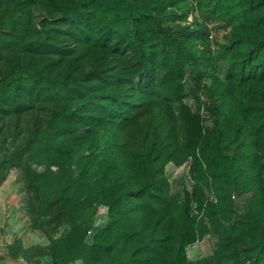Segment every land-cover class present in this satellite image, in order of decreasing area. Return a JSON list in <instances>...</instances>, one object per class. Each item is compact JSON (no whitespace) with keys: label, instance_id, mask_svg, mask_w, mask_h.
Returning <instances> with one entry per match:
<instances>
[{"label":"trees","instance_id":"1","mask_svg":"<svg viewBox=\"0 0 264 264\" xmlns=\"http://www.w3.org/2000/svg\"><path fill=\"white\" fill-rule=\"evenodd\" d=\"M9 3L23 63L0 74V111L32 123L18 150L39 217H68L52 264L83 252L191 264L186 249L205 234L216 250L197 264H264V0ZM33 6L44 16L31 38ZM212 28L228 33L216 49ZM169 163H189L191 190L171 194ZM236 196L246 212L233 221ZM98 207L108 224L87 244L83 219Z\"/></svg>","mask_w":264,"mask_h":264},{"label":"rangeland","instance_id":"2","mask_svg":"<svg viewBox=\"0 0 264 264\" xmlns=\"http://www.w3.org/2000/svg\"><path fill=\"white\" fill-rule=\"evenodd\" d=\"M12 11L9 0H0V14L3 17V28L0 29V74L23 61L18 57L19 49L8 36L11 21L4 14ZM44 11L34 7L31 9L28 36L36 37ZM191 20V16L188 17ZM211 28L212 25H209ZM213 46L222 44L228 33L222 30L211 31ZM36 66L42 62L36 61ZM193 89L189 84L187 91ZM204 102L206 99L201 97ZM46 106V103H42ZM47 107H45L46 109ZM31 121L25 116L8 117L0 111V264H52L50 252V238H59L68 230L67 218L55 208L39 217L36 212L37 200L27 188L25 175L26 156L19 154L30 133ZM189 163L180 167L169 163L165 167V176L170 182L171 194H177L182 189L191 190L192 181L188 173ZM34 170L40 171L42 166L32 165ZM206 199L219 206V200L211 187L203 188ZM244 198L236 196L233 204L232 220L245 214ZM193 209L192 214H196ZM225 216L228 213L223 212ZM199 217L202 213H199ZM39 217V219H38ZM85 228L88 230L85 242L90 244L94 234L108 224V218L103 207L87 217H84ZM217 236L205 234L186 249L187 259L191 264H197L203 259L210 258L216 250ZM80 256L88 257L87 252L75 257L67 264H111V259L102 261H83ZM89 260V259H88Z\"/></svg>","mask_w":264,"mask_h":264}]
</instances>
